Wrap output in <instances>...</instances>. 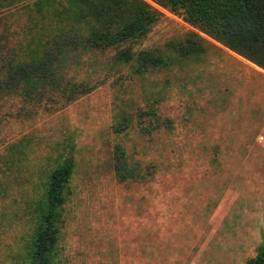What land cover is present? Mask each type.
<instances>
[{
	"label": "rangeland",
	"instance_id": "obj_1",
	"mask_svg": "<svg viewBox=\"0 0 264 264\" xmlns=\"http://www.w3.org/2000/svg\"><path fill=\"white\" fill-rule=\"evenodd\" d=\"M146 1L161 16L134 51L163 49L190 30L214 46L142 76L113 67L114 50H92L66 70L67 79L95 83L88 93L29 117L18 99L3 104L0 264H27L33 204L62 155L75 166L59 264H247L264 243V69ZM33 32L24 14L0 21V49L25 46ZM123 113L131 121L115 131ZM17 141L20 158L8 150ZM116 146L150 174L119 181Z\"/></svg>",
	"mask_w": 264,
	"mask_h": 264
},
{
	"label": "trees",
	"instance_id": "obj_2",
	"mask_svg": "<svg viewBox=\"0 0 264 264\" xmlns=\"http://www.w3.org/2000/svg\"><path fill=\"white\" fill-rule=\"evenodd\" d=\"M191 26L264 69V0H154ZM30 15L35 32L24 36L25 46L0 49V109L11 99L22 103L27 117L40 108L70 102L91 91L90 80L67 79L70 62H82L92 50H114L111 64L129 66L136 75L150 69L169 68L185 59L200 57L214 45L190 30L168 40L163 49L134 51L131 43L146 36L161 11L146 0H35ZM50 110V109H49ZM139 116L157 119L153 109ZM131 116L123 113L113 124L121 131ZM151 123L150 121L148 122ZM148 128L149 125H146ZM22 141L8 145L9 154H25ZM41 195L32 208L33 227L26 244L27 264H59L58 241L63 208L70 192L75 162L71 155L55 159ZM115 174L119 181L143 180L146 166L131 164L124 150L115 147ZM247 264H264V243Z\"/></svg>",
	"mask_w": 264,
	"mask_h": 264
},
{
	"label": "crops",
	"instance_id": "obj_3",
	"mask_svg": "<svg viewBox=\"0 0 264 264\" xmlns=\"http://www.w3.org/2000/svg\"><path fill=\"white\" fill-rule=\"evenodd\" d=\"M34 1L35 0H0V21L12 18L16 13L26 15L27 21H30V15H35V8L33 7Z\"/></svg>",
	"mask_w": 264,
	"mask_h": 264
}]
</instances>
